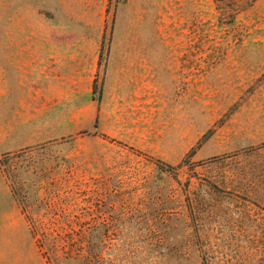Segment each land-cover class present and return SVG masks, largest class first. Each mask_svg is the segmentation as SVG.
I'll return each instance as SVG.
<instances>
[{
  "label": "rangeland",
  "instance_id": "obj_1",
  "mask_svg": "<svg viewBox=\"0 0 264 264\" xmlns=\"http://www.w3.org/2000/svg\"><path fill=\"white\" fill-rule=\"evenodd\" d=\"M0 264H264V0H0Z\"/></svg>",
  "mask_w": 264,
  "mask_h": 264
}]
</instances>
